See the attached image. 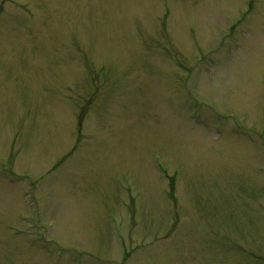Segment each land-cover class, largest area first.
I'll return each mask as SVG.
<instances>
[{
    "label": "rangeland",
    "instance_id": "1",
    "mask_svg": "<svg viewBox=\"0 0 264 264\" xmlns=\"http://www.w3.org/2000/svg\"><path fill=\"white\" fill-rule=\"evenodd\" d=\"M0 264H264V0H0Z\"/></svg>",
    "mask_w": 264,
    "mask_h": 264
}]
</instances>
